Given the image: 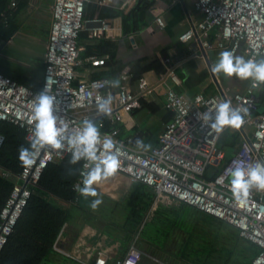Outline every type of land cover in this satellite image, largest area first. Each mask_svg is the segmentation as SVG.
I'll use <instances>...</instances> for the list:
<instances>
[{"label":"built area","instance_id":"built-area-1","mask_svg":"<svg viewBox=\"0 0 264 264\" xmlns=\"http://www.w3.org/2000/svg\"><path fill=\"white\" fill-rule=\"evenodd\" d=\"M89 1H54L44 78L39 89L0 72V122L12 120L19 124L31 142L32 106L47 84V90L57 98L54 111L71 129H77L85 118L98 120L101 136H111L116 141L121 162L118 172L131 182L146 184L162 200L192 205L233 225L241 237L260 247L249 264H264V190L253 187L240 202L233 197L230 186L233 168L264 163V83L251 78L243 91H232L218 84L214 93H197L193 97L168 88L164 105L172 117L165 123L157 144L146 148L134 145L131 138L121 136L118 126L124 113L140 106L141 93L130 86V69H123L116 87L110 78H78L77 67L83 62L79 36L86 26ZM194 6L201 18L192 21L181 33L182 42L196 40L205 49L212 46L207 37L213 33L214 45L220 52L229 49L246 58L264 56V0H195ZM156 22L164 26L162 17H157ZM91 34L100 35L101 29H94ZM86 60L103 65L106 58L91 55ZM164 77L180 83L173 67L168 68ZM108 95L112 96L111 114L98 113L99 99ZM226 99L233 107L247 108L244 122L239 127L226 125L219 132L204 125L199 113ZM101 116L109 121L107 130L103 129L105 122L100 120ZM229 129H235L241 139L232 154L221 144L222 135ZM4 140L0 131V147ZM32 151L35 154L18 175L4 172L14 185L0 211V253L28 204L31 186L37 184L49 163L71 154L67 145L38 146ZM86 169L82 160L75 185H82L81 172ZM136 250L133 243L126 255L116 259L98 250L92 261L83 264H139L132 255Z\"/></svg>","mask_w":264,"mask_h":264},{"label":"crops","instance_id":"crops-1","mask_svg":"<svg viewBox=\"0 0 264 264\" xmlns=\"http://www.w3.org/2000/svg\"><path fill=\"white\" fill-rule=\"evenodd\" d=\"M13 1L16 4L11 3L10 15L13 22L18 25V29L8 40L0 39V72L34 89H39L44 78L45 54L55 0H30L22 6L18 5L17 0ZM138 1L90 0L86 3V21L101 18L103 25L95 23L91 27L85 26L84 31L88 33L89 39L81 41L80 58L83 62L77 67V74L79 79L118 80L123 69L128 67L130 73L137 72L143 64L142 58L161 56L165 50L164 55L170 59L166 71L169 67H173L180 83H176L171 77L165 78L166 71L158 73L154 69L141 73L138 80H132L131 76V88L141 93L140 106L129 113H124L118 124L122 137L131 138L134 145H137L136 139L139 137L144 144L151 147L157 144L165 123L172 117V113L164 105L168 88H175L189 97L197 93H214L218 84L232 91H243L249 85L251 78L241 79L235 75L226 76L211 70L221 53L214 45L213 33L207 37L213 44L205 49L196 40L189 42L180 40L181 33L190 26L191 22L201 18V14L195 10V0H152L144 16L138 20L141 25L140 30L126 33L123 14L131 10ZM113 9H119L122 13L109 16L108 13ZM157 17L163 18L164 26L156 22ZM94 29H101V34L92 35ZM101 40L113 41L115 52L113 56L109 53L97 55L105 57L106 61L103 65H94L86 58L106 48V45L100 43ZM86 45L90 47L87 48ZM9 47H13L15 51L11 56L5 52ZM19 55L24 58L26 56L28 60L19 58ZM10 57L25 69L7 64ZM240 141L235 129L225 131L221 137L222 146L231 154L238 149ZM133 184L134 182L118 171L94 184L98 195L102 198V202L97 207H102V204L107 202L122 203ZM159 202L165 203V200L156 196L150 215H153ZM86 211L92 213L90 210ZM67 227L68 223L60 235L56 251L64 254L72 249L75 253L72 255L73 258L80 264L92 261L98 250H103L111 259L123 257L130 251L131 247L124 254L113 252L119 250V244L103 237L105 234L98 228L75 232L67 230Z\"/></svg>","mask_w":264,"mask_h":264},{"label":"trees","instance_id":"trees-1","mask_svg":"<svg viewBox=\"0 0 264 264\" xmlns=\"http://www.w3.org/2000/svg\"><path fill=\"white\" fill-rule=\"evenodd\" d=\"M12 1L0 0V39L4 41L14 35L18 29V25L13 22L10 15ZM29 1L17 0V3L22 6ZM151 3L152 0H139L131 10L123 14L126 33L140 30L141 25L138 20L144 16ZM120 13L121 10L113 9L108 15L115 16ZM83 39H89L88 33L84 30L80 32L79 44ZM100 43L106 45V48L96 52L95 55L104 53L114 55L113 41L101 40ZM86 47L90 46L86 45ZM164 54L165 50L161 56L142 58L143 64L140 70L131 72L132 80L140 79L141 73L150 69L158 73L165 72L170 59ZM262 100L263 98H260L259 102L261 103ZM100 120L105 122L103 129L107 130L110 127L108 119L101 116ZM94 121L98 124V120ZM0 131L5 136L4 143L0 147L1 211L14 185L12 178L4 172L15 176L22 171L25 162L20 159L19 149L22 145L28 147L30 141L26 138L25 129L12 120L1 121ZM70 156L71 154H67L62 159L49 163L37 184L31 186L32 194L28 204L0 253V264L48 262L50 254L56 251L60 234L66 228L70 214L67 208L53 199L77 205L80 210H92L91 201L95 197H85L73 187L82 160L70 163ZM155 198L156 193L150 187L142 182H134L125 200L115 204L116 208L122 206L121 208L127 211L124 229L133 237L137 233L140 238L144 235L141 238L143 241L153 243L151 252L155 253L158 249L176 259L190 260L192 264H249L260 252V247L241 237L236 227L192 205L159 202L153 215H150ZM80 214L77 216L79 217Z\"/></svg>","mask_w":264,"mask_h":264},{"label":"clouds","instance_id":"clouds-1","mask_svg":"<svg viewBox=\"0 0 264 264\" xmlns=\"http://www.w3.org/2000/svg\"><path fill=\"white\" fill-rule=\"evenodd\" d=\"M211 70L226 76L252 78L255 82L264 83V56L246 58L226 49L221 51ZM119 83V80H114L112 86L116 87ZM56 99V96L47 90V84L35 97L32 106V139L28 147L23 145L20 147V159L28 163L35 154L32 149L38 146L52 145L63 148L67 145L71 152L69 162L84 160L87 165V169L81 172L82 185L73 187L85 197H95L91 201V207L95 208L102 202V198L93 185L114 174L120 167V148L116 146V141L111 136H101L100 127L93 119L85 118L77 129H71L54 111ZM111 102V95L100 98L97 105L98 113L110 115ZM247 111L245 107H233L226 99L216 103L214 108L199 113V119L207 127L219 132L226 125L239 127L244 122ZM136 144L148 147L139 137ZM230 175L231 192L237 201L243 202L253 187L264 190V163L237 166L232 169Z\"/></svg>","mask_w":264,"mask_h":264},{"label":"rangeland","instance_id":"rangeland-1","mask_svg":"<svg viewBox=\"0 0 264 264\" xmlns=\"http://www.w3.org/2000/svg\"><path fill=\"white\" fill-rule=\"evenodd\" d=\"M5 52H7L6 54H8V56L9 55L11 56L15 51L13 47H9L6 48ZM19 58H22L24 60L26 58L28 60L26 56L24 58V57H20L19 55ZM7 64L11 66H15L16 68L19 67L22 70L25 69L23 65L17 64V61L14 60L12 57H10L7 60ZM53 200L56 203L67 208L68 211L70 212L68 216L67 230H72L75 232L78 231L85 232L90 229L98 228L106 235V236L103 235V237H106L109 240L111 239L112 241L116 242L117 245L119 244V250L113 252L116 253L120 252V254H124L127 251V249L131 247L132 243H135V246L137 247L138 250L134 251L132 255L133 257L139 260L140 264H192L190 260L176 259L171 255H168L165 252L163 253L161 250L158 249L155 253L151 252L150 249L151 246H153V243L143 241L141 238L144 235H141L142 236L141 238L138 233L135 234L134 237L131 236V234H129L123 227L126 219L125 216L127 215V211L125 208H121L122 206L116 208L115 207L116 203L115 204L113 202H107L108 204L103 203L102 207L92 208L91 211L93 214H89L84 209L82 210L78 209L77 205L66 203L64 201L57 199H53ZM165 203L174 204L169 202L168 200H165ZM77 213L78 214L81 213L83 216L80 214V217H78ZM148 230H150V228H148ZM73 254L75 253L72 249L66 251L64 254L58 252V250L54 251L50 254L49 260L46 264H80L77 260L73 258L74 257L72 256ZM192 261H194V259Z\"/></svg>","mask_w":264,"mask_h":264},{"label":"water","instance_id":"water-1","mask_svg":"<svg viewBox=\"0 0 264 264\" xmlns=\"http://www.w3.org/2000/svg\"><path fill=\"white\" fill-rule=\"evenodd\" d=\"M95 23H97L101 26V25H103V19L95 18L94 20H88V21H86V26L91 27V26L95 25Z\"/></svg>","mask_w":264,"mask_h":264}]
</instances>
